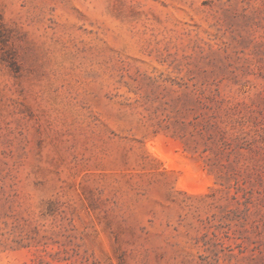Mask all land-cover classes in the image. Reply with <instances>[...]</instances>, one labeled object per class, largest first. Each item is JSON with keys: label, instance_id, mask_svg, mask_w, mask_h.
I'll return each mask as SVG.
<instances>
[{"label": "rangeland", "instance_id": "1", "mask_svg": "<svg viewBox=\"0 0 264 264\" xmlns=\"http://www.w3.org/2000/svg\"><path fill=\"white\" fill-rule=\"evenodd\" d=\"M0 264H264V0H0Z\"/></svg>", "mask_w": 264, "mask_h": 264}]
</instances>
